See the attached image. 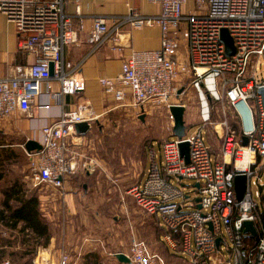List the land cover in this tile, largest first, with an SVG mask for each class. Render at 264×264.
<instances>
[{
	"label": "built area",
	"instance_id": "obj_1",
	"mask_svg": "<svg viewBox=\"0 0 264 264\" xmlns=\"http://www.w3.org/2000/svg\"><path fill=\"white\" fill-rule=\"evenodd\" d=\"M147 1L161 8L159 15L131 13L110 22L98 18L89 31L91 53L108 41L117 48L122 28L128 24L136 29L157 26L162 31L160 50L133 51L118 77L100 80L105 96L120 107H129L130 95L132 106L143 112L150 106L170 110L173 98L179 97L176 84L190 82L199 92L204 126L211 120L209 94L215 102L226 100L238 133L227 120L219 124L221 132L218 125L214 127L225 141L216 159L206 143L205 127L182 139L165 141L161 163L154 161L145 184L131 187L129 194L148 214L160 217L166 230L162 242L172 251L188 254L193 264H264V225H257L259 199L264 194V101L258 93L264 88V0ZM66 7L65 0H0V13L14 25L19 48L33 58L17 74L0 79V123L9 122L17 113L31 117L44 86L52 100L85 92V82L76 77L77 68L67 64L63 55L65 48L78 44L84 25L75 27ZM223 31L233 41L232 56L223 42ZM52 80L59 83V92H52ZM96 118L76 110L41 129L42 150H25L33 188L64 190L67 177L76 169L77 152H70V145L79 146L76 140L83 138L76 125L90 124ZM183 144L189 145V163ZM237 177L247 179L241 201L236 197ZM172 179L192 180L195 189L199 184V202L174 187ZM254 183L259 189L255 194ZM247 222L254 223L256 236L245 232ZM126 256L131 264H167L134 237ZM59 264H73L68 252L61 254Z\"/></svg>",
	"mask_w": 264,
	"mask_h": 264
},
{
	"label": "crops",
	"instance_id": "obj_2",
	"mask_svg": "<svg viewBox=\"0 0 264 264\" xmlns=\"http://www.w3.org/2000/svg\"><path fill=\"white\" fill-rule=\"evenodd\" d=\"M65 2L67 4L66 13L72 18L75 27L83 24L84 31L80 33L77 45L65 48L63 52L64 60L67 64L77 68L76 77L85 82L86 90L80 94L62 95L59 99L52 100L47 93V86H44L39 102L32 107V116L28 117L20 113L15 114L9 122L0 123V133L6 135L9 133H6V131L9 130L11 134L21 135V139H25V141L34 140L41 144V129L44 126L52 125L64 113L81 110L85 113H93L97 117L90 123L92 128L90 132L86 135L81 134L83 138L76 140V142H80L79 146L70 145V152H77L73 161L76 169L67 177L63 194H60V198L57 197V194L43 198L47 201L50 221L59 229L62 223L64 225L60 234L57 233L52 237L49 247L39 252L37 260L39 264H59L61 254L68 252L73 264H125L120 262L116 255L119 253L126 255L128 253L130 246L128 240L130 237L131 241L134 229L131 228V235L129 236V227L121 225L116 220L112 221L108 216H103L101 213H96L94 217L88 215V211L93 208L91 207L92 205L86 208L87 203L92 200L88 189H102L105 182L100 179L106 173V170L92 155H87L85 146H80L82 141H84L85 145L87 140L91 142L95 133L100 136L104 135L103 128H100L102 121L120 108L134 115H140V119L141 117H146V114L148 115L147 108L143 112V110L141 111L132 106L130 95H128L127 100L129 107H120L115 104L111 98L105 96L100 80L118 77L122 71L124 61L133 51L160 50L162 31L157 26H145L136 29L128 24L122 28L117 48H115L112 41H108L94 53H91L92 48L87 43V36L94 20L98 18L110 22L114 18L128 16L131 13H137L142 17L157 16L160 14L161 8L158 5L149 3L147 0H65ZM18 41L14 25L9 23L7 18L0 13V79L17 74L19 69L33 62V58L19 48ZM180 52L181 57L185 58L186 49L184 45L181 46ZM50 84L52 92L60 91V85L57 81L52 80ZM185 84L187 82L185 83L184 81L176 84L183 91L177 98L185 95L187 91ZM44 105H49V109L43 108ZM175 105H182L187 110L185 103ZM168 111L170 114V110ZM171 121L170 136H174V120ZM186 127L188 126L186 125ZM203 128L206 143L212 155L214 154L217 157L220 152L215 151L213 148L212 135H216L219 141L221 139L216 132H213V127L212 131L207 125L203 126ZM217 129L221 132L219 125ZM186 134H188L187 129ZM168 140L171 139L167 138L166 141ZM152 148L153 144L150 147V151ZM161 148L162 145H159V157L154 148L153 152H150L152 155H150L151 165L154 161L161 163ZM148 162L149 160H146L141 168L140 178L131 186H143L145 184L151 167H148ZM114 185L119 186L116 180ZM7 187L9 186L0 187V207L3 204L4 191L8 189ZM80 188L85 191L84 194L80 193ZM122 201H124V205L121 206L122 212L142 215V218L145 219L143 221L145 226L143 225L142 227H146V229L148 226L153 228L155 233L154 245L160 242L164 245L169 256H176L193 264L188 254L172 251L162 242L166 230L159 216L151 215L152 224L150 225L149 220L144 218L141 212L127 207L129 200L125 201L123 199ZM139 209L141 208L139 207ZM142 211L148 214L146 211ZM148 222L149 224L146 225ZM150 249L152 250V248ZM152 251L155 252L154 250ZM73 253L78 254L77 260H74L76 257L73 256Z\"/></svg>",
	"mask_w": 264,
	"mask_h": 264
},
{
	"label": "rangeland",
	"instance_id": "obj_3",
	"mask_svg": "<svg viewBox=\"0 0 264 264\" xmlns=\"http://www.w3.org/2000/svg\"><path fill=\"white\" fill-rule=\"evenodd\" d=\"M189 83L190 82H187V84H185V87L187 88L185 95L181 98L174 97L172 100L173 104L185 103L187 105L184 120L188 126V135L197 133L204 126L200 114L201 107L199 92L189 85ZM178 87L179 90H181L180 86ZM206 98L209 101L211 109V120L207 125L208 128L212 131L213 127V132H215L214 127L227 120L229 127L238 133L236 124L234 126L236 121L233 112L226 100L215 102L211 99L209 94L206 95ZM251 104L253 105V102ZM147 109L148 115L145 113L146 117H144L142 122L139 117L140 115H134L130 112L124 111L123 108H120L108 115V117L102 121L100 128H103L104 135L100 136L95 133L91 142L87 140L86 145L84 141L81 142L80 147L85 146L84 148L87 150V155H92L106 170V173L103 174L100 179L105 182L102 189H88V193L92 200L87 203L86 208H89L91 205V207H93L91 211H88L89 216L92 215V217H94L96 213H101L103 216H108L110 220H116L121 223V225L129 227V236L131 235V228L134 229L132 236L144 241L149 248H152V250L162 256L167 264H191L185 259L176 256H169L162 243L157 242L154 245L155 233L153 228L149 226L147 229L146 227H142L143 225L145 226L143 222L145 219L142 218V215H138V213L132 214V212H122L121 206L124 205V201L122 200H129L127 207L130 209H137L143 214L144 218L149 220L150 225L152 224L151 214L144 213L141 207L142 210L139 209L135 199L129 194V190L133 187L131 185L135 184L140 178L141 168L146 160H149L148 167L151 166L150 152H153V148L159 157V145H163L167 138H170L171 140L176 139L175 136H170L172 121L168 109L165 106H150ZM6 133L8 135L0 133V163L3 164V167H0V176H3V179L0 180V187L3 188L5 185L9 186L8 182H13V180L18 179L25 184V188L30 192L37 190L45 197L57 194V197L60 198V194H63L62 192H64V190H54L50 187H44L43 190H39L31 186L28 179L29 161L24 149V143L26 141L25 139H21V135L19 134H11L9 130L6 131ZM211 142L214 150L218 152L221 151L223 144L225 143L223 139L219 141L216 135H212ZM152 144L153 148L150 151ZM213 158L215 159L216 155L213 154ZM115 180L118 182L119 186L114 185ZM262 181L264 183V179ZM170 182L174 187L182 190L185 196H190L191 200H195L199 197V193L195 189L194 181H179L172 179ZM252 191L254 194L259 191L256 183L253 184ZM80 193L84 194L85 191L80 188ZM101 197L103 198L100 199ZM42 210L44 215H48L49 210L47 207V201L44 199ZM149 222L146 223V225H148ZM63 225L64 224L62 223V226L59 229L53 224V231L56 234H60ZM1 233L2 232L0 231V235ZM4 234L3 236H5V238L8 237L7 233L6 235ZM14 240L15 241L12 243L13 248L6 249V255L0 259V264L6 261L10 262V264H39V261L37 260L38 254L40 251H43V248H39L34 257L22 259L20 254L23 253L26 247L22 245L21 239L19 241H17V239ZM130 243L131 241L129 237L128 244ZM152 243L153 245H151ZM13 252L15 255H13ZM73 256L76 257L74 260L78 259V254L73 253Z\"/></svg>",
	"mask_w": 264,
	"mask_h": 264
},
{
	"label": "trees",
	"instance_id": "obj_4",
	"mask_svg": "<svg viewBox=\"0 0 264 264\" xmlns=\"http://www.w3.org/2000/svg\"><path fill=\"white\" fill-rule=\"evenodd\" d=\"M235 124L238 129L237 121L234 126ZM0 167H3L2 163ZM1 179L3 176H0ZM8 184L9 187L4 191L5 197L0 207V231L2 232L0 259L6 255L7 248H13L14 239L17 241L21 239L22 245L26 247L20 257L22 259L31 258L35 256L39 248H48L52 237L56 234L48 215H44L42 210L45 196L37 190L30 192L18 179ZM258 217L257 225H264V194L259 201ZM6 233L8 237L5 238L3 234L6 235ZM251 243H254V240ZM13 255H15L14 252Z\"/></svg>",
	"mask_w": 264,
	"mask_h": 264
},
{
	"label": "water",
	"instance_id": "obj_5",
	"mask_svg": "<svg viewBox=\"0 0 264 264\" xmlns=\"http://www.w3.org/2000/svg\"><path fill=\"white\" fill-rule=\"evenodd\" d=\"M223 42L227 46V53L229 56L234 55L235 50L233 46V41L230 38L229 34L227 31H223V36H222ZM54 72V66L53 64L50 65V73L53 75ZM183 91L181 90L179 92V95H181ZM258 93L262 96L263 101H264V88L259 89ZM186 108L182 105H174L170 108V114L174 120V128H173V134L177 139H182L186 135V123L184 120V115H185ZM141 120H144L143 117H141ZM91 126L89 123L84 122L76 125V131L78 134L86 135L87 133L90 132ZM248 142L247 139H244V145H246ZM25 150L30 153L33 151H40L42 150V146L40 143L34 141V140H28L24 144ZM182 152L183 155H185L187 162L189 163V145L188 144H183L182 145ZM200 185H196V189H199ZM247 189V179L245 177H237L235 180V190H236V197L238 201H241L244 197V194ZM199 202V199H197ZM201 206L199 205V209ZM245 232L251 233L253 236L257 235L256 228L254 226V223L252 222H247L245 223ZM220 241L218 240V245ZM117 259L125 264H131V261L129 258L122 253H119L116 255Z\"/></svg>",
	"mask_w": 264,
	"mask_h": 264
}]
</instances>
